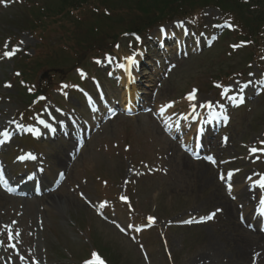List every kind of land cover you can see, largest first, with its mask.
<instances>
[{
	"label": "rangeland",
	"instance_id": "obj_1",
	"mask_svg": "<svg viewBox=\"0 0 264 264\" xmlns=\"http://www.w3.org/2000/svg\"><path fill=\"white\" fill-rule=\"evenodd\" d=\"M34 1L43 5L56 4L58 0ZM25 2L23 0L9 7L0 15V48L2 40L9 34H20L30 54L39 42L40 32L28 29L27 21L30 17L27 9L20 11V5ZM204 16L206 19H214L207 14ZM154 33H157L156 29ZM55 39L58 36L52 40ZM247 51L244 48L233 52L229 46L227 51L219 43L199 56L195 55L188 60L177 59L178 64L173 67L169 78L160 74L162 85L157 88L155 98L152 95L155 91L151 93L150 101L160 104L175 98L177 109L186 110L189 103L183 94L194 87L199 88V100H213L218 97V92L212 86V79H216L218 73L226 72L228 68L242 65ZM14 65L13 62L1 64L0 83L8 79L14 85L4 88L0 84V117L12 116L24 107L26 101L18 86V78L13 77ZM254 68L261 70L256 65ZM143 72L149 76L148 81L145 78V81L138 83L135 88L137 92L140 88L148 91L153 87L149 82L157 79L154 78L155 73L159 74L153 71L148 74L149 70ZM102 77L109 86L108 92L115 101H119L125 88L121 85L113 89L111 81L104 75ZM60 78V75H56L51 82L57 83ZM263 94L251 97L246 106L233 113L229 127V147L224 148L218 140V147L208 151L215 153L220 160L236 158L230 166L241 169L239 175L242 177L261 169L259 164L253 165L246 159L248 151L243 144L250 146L255 140L264 139ZM78 95L73 91L69 101H61L75 105L78 102L75 97ZM23 143L26 147L36 144L28 141ZM38 143L45 165L49 166L47 173L54 177L58 169L67 172L68 177L62 187L36 199L9 197L0 191V236H4L5 226L12 227L11 221L17 219L22 231L21 250L28 255V261L32 256H37L46 264H78L88 256L92 248H98L92 236L102 245L99 248H109L118 259L133 264H186L188 259L202 252L209 242L217 245L220 264H255L254 261L258 260L253 253L246 263L231 258L233 247L239 249V233L226 230L224 215L219 214L217 221L215 218L202 225H171L176 219L197 218L215 211L220 207L218 197L225 188L218 181L213 166L194 161L182 152L164 134L152 114L139 113L131 117L121 113L115 119L101 123L75 159L68 155L73 146L70 139L56 138ZM5 159L12 167L13 156ZM203 173L205 183L199 179ZM121 193L129 196V203L119 200L118 194ZM105 201L107 204L101 208L100 205ZM129 204L134 211L129 209ZM241 205L238 204L239 208ZM97 209L105 213L106 219L97 214ZM146 214L157 217V225L138 236L139 241L123 235L113 224L114 220L126 226L131 222H146ZM142 246L147 257L141 253ZM59 251L66 256L62 257ZM12 255L6 245L0 246V264H4L5 259L8 260L7 257ZM256 264L263 263L259 259Z\"/></svg>",
	"mask_w": 264,
	"mask_h": 264
},
{
	"label": "trees",
	"instance_id": "obj_2",
	"mask_svg": "<svg viewBox=\"0 0 264 264\" xmlns=\"http://www.w3.org/2000/svg\"><path fill=\"white\" fill-rule=\"evenodd\" d=\"M179 1H187V0H127L126 3L123 4L124 0H115L114 5L116 8H119L116 12L111 16H98V17H85L84 20H80L75 22L73 26H69L67 28V23L64 22L63 19H58L60 23V28L62 29L63 35L69 31L73 33L75 36H80V34H84L83 41L88 49V51H92L97 49L98 47H106L107 44L103 41L102 38H98V32H119L123 30L122 27V10L124 8L133 11L135 9L143 12V17L141 21L147 20V23L150 25L156 20L164 17L166 15L168 8H177V10L185 11V9L181 8ZM211 0H192L194 4L197 3H207ZM218 1L226 11L236 14L237 21L240 22L242 26V32L245 33L244 38L246 39H255V33L258 30L261 31V25L264 23V0H249L252 5V9L245 10L244 7L248 6L247 2L243 3L240 0H212ZM123 4V5H122ZM39 26L44 25V20L42 18L39 19ZM137 21L132 20L129 22V28H136ZM88 30L93 31L88 33ZM242 34V33H241Z\"/></svg>",
	"mask_w": 264,
	"mask_h": 264
},
{
	"label": "bare ground",
	"instance_id": "obj_3",
	"mask_svg": "<svg viewBox=\"0 0 264 264\" xmlns=\"http://www.w3.org/2000/svg\"><path fill=\"white\" fill-rule=\"evenodd\" d=\"M131 94V90L128 91ZM136 95L133 94V97H131L130 101L133 100V98ZM210 140H207V143H209ZM200 181L201 183H205V173L200 175ZM236 181L239 182L237 186L234 188V195H238V197L244 201L250 200V194L251 191L249 190L250 183L246 182L245 179L242 176H237ZM222 193L221 197H218V200L223 202L225 211L224 215L226 216L227 220V226L231 229H237L240 233L244 234L245 237H239L240 240V246L239 249L236 247H233V253L231 255L232 259H235L236 261L244 262L249 260L251 257V253H260V257L262 260H264V250L259 249L260 244L264 243V234L261 233L258 229L256 230V233H253L252 231L245 230L242 228L241 224L237 222L236 215L239 212L243 213V216L247 219L249 223L254 224L255 218L253 216L252 207L250 205H247L243 210H239L236 207L235 202L230 201L226 199L225 196H223ZM235 232V231H234ZM255 235L258 239L255 241H250L248 237ZM219 250L214 247L212 242L208 243L205 248H203V251L200 252L198 255L191 257L186 261V264H208L211 261L218 262L220 261V254L218 253ZM210 260V261H209Z\"/></svg>",
	"mask_w": 264,
	"mask_h": 264
},
{
	"label": "snow or ice",
	"instance_id": "obj_4",
	"mask_svg": "<svg viewBox=\"0 0 264 264\" xmlns=\"http://www.w3.org/2000/svg\"><path fill=\"white\" fill-rule=\"evenodd\" d=\"M0 2H4V3H7V0H0ZM227 27L229 28H232L233 25L231 23H228L227 24ZM163 31V29H162ZM137 40L140 39V37H136ZM21 43H23V41H21ZM242 45H233L232 47L233 48H237V47H241ZM15 53L13 51H5L3 53V57H8V58H11ZM2 58V57H0ZM111 57H109V61H111ZM127 61H128V64L129 66L132 65V64H135L136 63V60H135V54L132 56V57H126L125 58ZM100 61H97V63H99ZM119 67L121 68H125L126 70H128V68H126V66L124 64H120ZM17 75H19V73H17ZM81 75L83 76L84 73L81 72ZM219 87V85H217ZM8 87H11V85H8ZM65 88L68 87V85H64ZM243 87H247V85H244ZM31 91V89H29ZM242 90V89H241ZM196 91L197 90H193L192 93L189 94V96L187 97L189 100H194L196 98ZM229 91V89H224V92L227 93ZM40 99H45V97H40ZM233 100H235V97H232ZM240 103H243V99L241 98ZM166 107H171V105H168ZM200 107H205V108H213L214 105L211 101H207L206 103L200 105ZM192 108H193V111L195 112L196 110V105L193 104L192 105ZM164 111V108H161V112ZM41 123H44L43 120L40 121ZM225 140H227V138H225ZM261 144H264V141H261ZM251 151L253 153L257 152V151H261V152H264V148L262 149H257V148H252ZM34 158V157H33ZM207 159H209L210 161H212L213 163H215V160L214 158L212 157H207ZM257 159H259V157H257ZM259 175V174H257ZM223 175L221 176V179H223ZM249 180L252 179V177H248ZM255 184H258L261 188H264V176H261V179L260 180H257V181H254ZM228 188H229V191H231V188H232V185L231 184H228ZM122 200H127V197H121ZM107 204V201L103 202L100 207L103 208L105 205ZM260 205H261V214L264 215V197H262L260 199ZM217 211H222V209H218ZM215 212L211 213L209 216L207 217H204L203 219L207 220V219H212L214 216H215ZM154 218L152 217H149V220L152 221ZM194 221L192 220H188V221H185V223H192ZM5 227H8V226H5ZM125 229L121 228V231H124ZM18 235V233H17ZM9 240H11L13 237L11 235V232H9V236H8ZM12 247H15V245H12ZM260 255V253H256V256L258 257ZM85 264H104V262L102 260H100V257L96 254V253H93V260H90V261H85Z\"/></svg>",
	"mask_w": 264,
	"mask_h": 264
}]
</instances>
